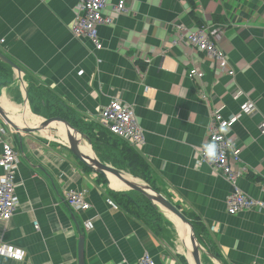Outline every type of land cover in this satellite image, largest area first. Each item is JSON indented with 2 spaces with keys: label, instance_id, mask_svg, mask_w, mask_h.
<instances>
[{
  "label": "crops",
  "instance_id": "1",
  "mask_svg": "<svg viewBox=\"0 0 264 264\" xmlns=\"http://www.w3.org/2000/svg\"><path fill=\"white\" fill-rule=\"evenodd\" d=\"M118 1L108 0L109 7ZM193 2L195 19L187 0H124L127 12L98 27L97 50L71 32L76 0H0V53L21 68L26 89L31 84L25 107L11 67V82L0 85V103L31 123L60 116L84 131L101 126L98 111L110 99L132 105L145 141L124 142L145 164L139 172L144 181L194 224L204 250L220 261L202 255V264H264V212L228 214L231 184L198 161L211 111L221 108L229 117L252 100L254 109L239 117L227 137L240 148L239 166L248 171L239 188L264 202V133L258 129L264 121V0ZM198 24L217 30L224 65L180 39L179 25ZM192 68L202 78H190ZM0 125L9 130L5 139L19 158V204L10 219L0 220V244L23 251L21 260L0 253V264H79L81 237L83 264H136L144 253L156 264H191L177 223L169 215L160 219L140 193L113 186L83 165L60 143L61 133H18L1 117ZM68 189L85 191L89 208L73 211L65 200ZM87 219L91 230L84 228Z\"/></svg>",
  "mask_w": 264,
  "mask_h": 264
},
{
  "label": "built area",
  "instance_id": "2",
  "mask_svg": "<svg viewBox=\"0 0 264 264\" xmlns=\"http://www.w3.org/2000/svg\"><path fill=\"white\" fill-rule=\"evenodd\" d=\"M76 11L71 23V32L75 37L88 39L95 47L101 49L102 43L98 34V27L101 24H111L113 16L127 12L124 0H119L109 7L108 0H76ZM183 38L192 48L203 53L207 58L224 65L228 61L227 56L218 45L217 30L209 29L206 25L188 29L185 26H178ZM179 41V38L176 40ZM228 75L233 70L227 71ZM190 78H202L203 73L196 68L189 69ZM240 92H237L238 96ZM205 98V96H203ZM255 107L252 100L248 99L240 104L239 111L229 117L221 114V108H216L210 113L207 139L198 154L199 163L208 164L214 170L221 173L231 184L232 192L226 198L227 213L234 215L243 210H258L264 212V202L244 193L238 186L237 181L248 173L245 167L239 166L240 148L234 141L227 137V131L238 121L243 113L251 112ZM98 124L110 134L139 146L145 141V132L140 127L134 114L133 106L115 97L103 106L97 115ZM261 133H264V121L258 125ZM7 127L0 125V220L10 219L18 204L16 196V174L18 170V155L14 146L5 137L8 134ZM215 143L218 158L209 162L205 158L206 146ZM65 200L68 206L75 212L85 211L89 204L85 200V191L68 189L65 191ZM107 203L117 209V205L107 199ZM84 228L91 230L93 221H84ZM1 255H8L14 260H21L23 251L13 248L10 245L0 244ZM136 264H156L153 258L144 253ZM257 264V263H254Z\"/></svg>",
  "mask_w": 264,
  "mask_h": 264
},
{
  "label": "water",
  "instance_id": "3",
  "mask_svg": "<svg viewBox=\"0 0 264 264\" xmlns=\"http://www.w3.org/2000/svg\"><path fill=\"white\" fill-rule=\"evenodd\" d=\"M0 60L12 67L16 72V78L21 85L24 93V106L27 107V90L22 77L21 68L8 57L0 53ZM0 117L2 120L18 133H34V132H59L63 136L60 143L65 146L83 165L102 175L110 184L111 178L116 179L121 186L129 191H134L143 195L152 206L163 215H172L181 225L179 239L181 245L185 249V256L191 264H202L201 256L210 255L214 260L219 261L218 257L210 254L198 241L194 227L190 220L164 195L158 192L153 186L145 182L143 179L135 177L130 173L102 162L93 149V140L86 133L74 127L68 120L60 116L50 118H42L40 121L31 123L27 119L17 118L14 113L5 109L0 103ZM61 128L63 131H61ZM86 146L89 151L84 152L81 147ZM117 189V188H115ZM119 189L116 191L118 192ZM123 192V191H122ZM78 261L83 264V238H79L78 242Z\"/></svg>",
  "mask_w": 264,
  "mask_h": 264
},
{
  "label": "trees",
  "instance_id": "4",
  "mask_svg": "<svg viewBox=\"0 0 264 264\" xmlns=\"http://www.w3.org/2000/svg\"><path fill=\"white\" fill-rule=\"evenodd\" d=\"M189 5L191 6V10L189 12V15L195 19V15L193 13L194 9V2L193 0H187ZM200 23V22H199ZM201 26L200 24H198ZM141 69H144L146 66V63L139 62ZM12 80V71L11 67L0 60V85H8ZM16 82V79L13 80V83ZM17 83V82H16ZM31 84L27 87V93L30 92ZM29 97V93H28ZM66 119V118H65ZM68 120V119H66ZM74 127L78 128L82 132L89 135V137L93 140V149L95 153L97 154L99 152V155L97 154L98 158L105 163H109L118 168L122 169L131 175L141 178L145 180L143 177H141L140 173L145 171L147 168L143 161L139 158V155L136 153L132 147H129L126 145L123 139H120L112 134H110L107 130L103 129L101 126H93L92 129L89 131H84L82 128L75 126L70 120H68ZM109 138H114L116 141H122L119 145H113L109 146L108 140ZM100 146V151L97 152V148ZM104 146V147H102ZM123 166V167H120ZM126 168V169H125ZM140 172V173H139ZM122 197H126V194H122ZM149 205L152 207V210L155 214L158 215V217L164 218L166 221L167 219L165 216L159 212L157 209H155L152 204L147 201ZM186 217V216H185ZM187 218V217H186ZM191 222V221H190ZM192 223V222H191ZM193 227L194 224L192 223ZM195 230V228H194ZM196 234V233H195ZM197 237V235H196ZM198 239V238H197ZM199 240V239H198Z\"/></svg>",
  "mask_w": 264,
  "mask_h": 264
},
{
  "label": "clouds",
  "instance_id": "5",
  "mask_svg": "<svg viewBox=\"0 0 264 264\" xmlns=\"http://www.w3.org/2000/svg\"><path fill=\"white\" fill-rule=\"evenodd\" d=\"M204 155L206 160H208L209 162H213L218 158H222V156L218 157L217 155L215 143L206 146Z\"/></svg>",
  "mask_w": 264,
  "mask_h": 264
},
{
  "label": "bare ground",
  "instance_id": "6",
  "mask_svg": "<svg viewBox=\"0 0 264 264\" xmlns=\"http://www.w3.org/2000/svg\"><path fill=\"white\" fill-rule=\"evenodd\" d=\"M11 107V106H10ZM49 109V108H48ZM21 118V117H20ZM32 119V118H31ZM35 122V121H34ZM33 123V122H32ZM61 131H63V129L61 128ZM126 141V140H125ZM81 149L84 151V152H88L89 151V148L86 146V144L84 145V146H82L81 147ZM111 181H112V184H113V186H118L119 185V182L116 180V179H114V178H111ZM168 215H169V217H171L176 223H177V225H178V227H179V229L181 230V225H180V222L175 218V217H173L172 215H170L169 213H168Z\"/></svg>",
  "mask_w": 264,
  "mask_h": 264
},
{
  "label": "rangeland",
  "instance_id": "7",
  "mask_svg": "<svg viewBox=\"0 0 264 264\" xmlns=\"http://www.w3.org/2000/svg\"><path fill=\"white\" fill-rule=\"evenodd\" d=\"M121 142L122 141H118V140L116 141V139H114V138H109V140H108L109 146L119 145Z\"/></svg>",
  "mask_w": 264,
  "mask_h": 264
}]
</instances>
